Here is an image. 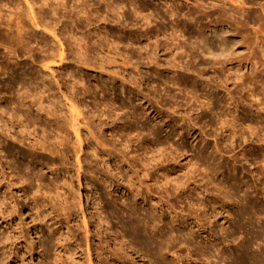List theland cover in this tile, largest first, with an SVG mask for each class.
Wrapping results in <instances>:
<instances>
[{
	"label": "rangeland",
	"instance_id": "374dc122",
	"mask_svg": "<svg viewBox=\"0 0 264 264\" xmlns=\"http://www.w3.org/2000/svg\"><path fill=\"white\" fill-rule=\"evenodd\" d=\"M46 2L0 0V126L51 141L73 103L95 136H0V264H264V0Z\"/></svg>",
	"mask_w": 264,
	"mask_h": 264
},
{
	"label": "bare ground",
	"instance_id": "6f19581e",
	"mask_svg": "<svg viewBox=\"0 0 264 264\" xmlns=\"http://www.w3.org/2000/svg\"><path fill=\"white\" fill-rule=\"evenodd\" d=\"M50 1V0H49ZM77 1H79V0H77ZM43 2H46V0H43ZM47 3V2H46ZM46 3H44V5H46ZM75 3V2H74ZM78 3V2H77ZM43 5V6H44ZM30 6V5H29ZM42 6V5H41ZM63 6H65V4L63 5ZM28 7V6H27ZM30 7H32V6H30ZM77 7V6H76ZM82 8V7H81ZM32 9H33V7H32ZM31 9V10H32ZM79 11H81V10H79ZM79 11H78V14H80L79 13ZM31 12V11H30ZM31 14H33L32 12H31ZM31 16V15H30ZM34 19V18H33ZM33 23H36V22H34L33 21ZM35 25V24H34ZM33 25V26H34ZM37 25V24H36ZM43 27V26H42ZM44 28L46 29L47 27H45L44 26ZM45 29H44V31H45ZM54 31V30H53ZM20 32V31H19ZM19 32H18V34H19ZM20 35V37H21V34H19ZM19 35L17 36V39H20V37H19ZM56 35V34H55ZM57 37V36H56ZM80 45V44H79ZM66 58L63 56V53L61 52L60 53V55H59V61L60 62H63L64 60H65ZM47 60V59H46ZM45 61V60H44ZM46 62V61H45ZM47 62H48V60H47ZM49 65V64H48ZM88 65H90V64H88ZM88 65H86V66H88ZM44 67L46 68V69H49V66H47V64L46 65H44ZM51 67V66H50ZM92 67V66H91ZM44 68V69H45ZM52 68V67H51ZM103 68V67H102ZM102 70V69H101ZM46 80V79H45ZM79 82V81H78ZM49 83V82H48ZM80 83V82H79ZM9 85V84H8ZM46 86V85H45ZM48 90H50V89H48ZM237 90V89H236ZM226 91V90H225ZM228 91V90H227ZM230 91V90H229ZM232 91H233V89H232ZM235 91V90H234ZM233 91V92H234ZM238 91V90H237ZM64 94V93H63ZM228 94V93H227ZM233 94V93H232ZM232 94H229V95H232ZM42 95V94H41ZM65 96V95H64ZM250 96H252V95H250ZM50 97V96H49ZM68 98V97H67ZM66 98V99H67ZM50 99V98H49ZM72 98H70V100H71ZM53 100H54V98H53ZM52 100V101H53ZM34 101V100H33ZM67 101H69L68 99H67ZM71 101H73V100H71ZM36 102H37V100H36ZM34 103V102H33ZM39 103V102H38ZM41 103V102H40ZM72 103V102H71ZM37 104V103H36ZM1 105V104H0ZM39 105V104H38ZM52 106H54V105H52ZM260 106V105H259ZM41 107V106H40ZM51 107V106H50ZM249 107V106H248ZM2 108V107H1ZM69 112H70V115H71V117H70V122L69 123H66V122H64V120L63 121H58L57 122V120L56 119H58V116L56 117V114L55 113H53V112H51V110L47 113L48 114V116L50 117H54V118H56L55 120H56V124H55V126H53V129H55L56 131H57V135H58V137H56L55 139H53V140H51V141H46L47 140V137L45 138L46 140H44L43 142H41L40 140H37V138L35 139V138H33V139H35L34 140V142L32 141V142H28V144H27V142L25 143V140H28V138L27 139H25V138H20V137H18V135L19 136H23V134H21V131L19 130V133L21 134H16V135H9L8 137L9 138H5V136H7L6 135V133H10V129H9V127H8V125L6 126V125H1L0 127H1V129H0V136L2 135L3 136V138H5V140H4V142H6V139H12V140H14V141H16L17 143H21L20 145H25V144H27V147L30 149H28V151H32L33 153H34V155H35V152L36 151H40V154L42 153V152H46V153H48L50 156L51 155H58V154H60L61 152L62 153H64L65 154V156H67V155H69V151H70V148L71 149H73V146H71V147H69V145H68V140H67V136H66V134H68V132H69V130L71 129V130H73V132H74V135L76 136V138H77V140H78V143H79V146H81L82 144V140H81V138H80V130H81V128H84V130L86 129H88V131H89V134L91 135V136H95L94 135V131H93V129L95 128H93L89 123L88 124H86V126H85V124L84 123H82L81 124V122H83V121H86V117L84 116V118L82 119V113L80 112V111H78L77 109V107L76 106H73V103L72 104H69ZM3 109V108H2ZM1 109V110H2ZM49 110V109H48ZM14 111V110H13ZM47 111V110H46ZM259 111V110H258ZM7 112V111H6ZM0 113H2V112H0ZM4 113V112H3ZM14 113V112H13ZM59 114H61V113H59ZM9 115H10V113H9ZM5 116H7V115H5ZM47 116V115H46ZM62 116V115H61ZM61 116L59 117V118H61ZM67 116V115H66ZM2 117V119L4 118L3 116H1ZM64 117V116H63ZM81 117V119H79ZM67 119V118H66ZM0 120H1V118H0ZM18 120V119H17ZM60 120H62V119H60ZM69 120V119H68ZM88 120V119H87ZM2 121H5V120H2ZM7 121H8V119H7ZM49 121V120H48ZM6 122V121H5ZM34 122V121H33ZM3 124H4V122H2ZM8 123V122H7ZM17 123V122H16ZM0 124H1V121H0ZM23 124V123H22ZM26 124V123H25ZM28 124V123H27ZM41 125V124H40ZM35 126V125H34ZM88 126V127H87ZM89 126H91V127H89ZM20 127V126H19ZM96 127H98V125L96 126ZM20 128H23V125L20 127ZM99 128V127H98ZM24 130V129H23ZM22 130V131H23ZM37 130V129H36ZM55 130H54V132H55ZM100 130V129H99ZM29 131V130H28ZM51 131V130H50ZM18 132V131H17ZM47 132V131H46ZM53 132V133H54ZM11 133H16V131H14V132H11ZM23 133V132H22ZM48 133H50V132H48ZM52 133V134H53ZM28 134V133H27ZM32 134V133H31ZM55 134V133H54ZM29 135V134H28ZM40 135V134H39ZM69 135V134H68ZM29 136H32V135H29ZM33 136H34V132H33ZM37 136H38V134H37ZM52 136V135H51ZM88 136V135H87ZM24 137V136H23ZM100 137V136H99ZM48 138H49V136H48ZM54 138V137H53ZM101 139H96V137H95V139L97 140V145L99 146L98 148H100V147H102V148H105L106 147V144L103 142L104 140H102V137H100ZM1 139V140H2ZM90 140V139H89ZM8 142H10V141H8ZM11 143V142H10ZM1 144V143H0ZM4 144V143H3ZM2 144V145H3ZM96 144V143H95ZM18 145V144H17ZM20 145H18L19 147H20ZM4 146V145H3ZM26 146V145H25ZM78 146V145H77ZM95 146V145H94ZM7 147V146H6ZM12 147V146H11ZM97 147V146H96ZM77 148V147H76ZM107 148V147H106ZM20 149V148H19ZM80 149V148H79ZM17 150V149H16ZM10 151V150H9ZM12 151V150H11ZM14 151H15V149H14ZM42 151V152H41ZM74 151V150H73ZM76 151V150H75ZM19 152V151H18ZM92 152L94 153V156L96 157L97 156V154L99 153L98 152V149H96V150H92ZM104 152V151H103ZM1 153H3V152H1ZM37 153V152H36ZM39 153V152H38ZM45 153V154H46ZM72 153V152H71ZM104 153H106V151L104 152ZM4 154V153H3ZM39 154V155H40ZM36 156V155H35ZM62 156H64V155H62ZM61 156V157H62ZM64 156V157H65ZM93 156V157H94ZM2 157V156H1ZM31 157V156H30ZM41 157H42V155H41ZM49 157V156H48ZM53 157V156H52ZM71 157H72V155H71ZM98 157V156H97ZM96 157V158H97ZM50 158V157H49ZM1 159V158H0ZM62 159V158H61ZM78 159V164H81L82 162H87V156L86 157H83V159L82 160H80V158H77ZM63 161V160H62ZM77 161V160H76ZM89 161H91L92 162V160L91 159H89ZM50 162V161H49ZM8 163V162H7ZM62 164H63V162H62ZM107 164V163H106ZM10 166V165H9ZM8 166V167H9ZM129 166V165H128ZM147 166H148V164H147ZM7 167V166H6ZM7 167V168H8ZM64 167V166H63ZM10 168V167H9ZM8 168V169H9ZM79 170L81 169V166H79V168H78ZM20 171V170H19ZM78 171V170H77ZM17 172V171H16ZM143 172H145L146 174V176L144 175V176H142V178H139V180L137 181V184L139 185V187L140 186H142L144 183H145V181H146V179H147V177H148V171L146 172V171H143ZM34 174V173H33ZM7 174H5V171H3V169H2V167H0V185L2 184V183H4L5 184V186H6V188L7 189H9L10 187H12L13 185H15V183H11L12 182V180H10V179H8V177L6 176ZM25 175V174H24ZM35 175V174H34ZM33 175V176H34ZM9 176V175H8ZM20 176V175H19ZM36 176V175H35ZM41 176V175H40ZM40 176H36L38 179H37V181L39 180V179H41V177ZM11 177V176H10ZM16 177V176H15ZM32 177L30 176V179H31ZM78 178V177H77ZM130 178V177H129ZM146 178V179H145ZM22 179V178H21ZM20 180V179H19ZM26 180V179H25ZM130 181V180H129ZM128 181V182H129ZM21 182H24V181H21ZM130 182H132V179H131V181ZM133 183H135V182H133ZM148 183V182H147ZM155 183H156V181H155ZM3 184V185H4ZM58 184V183H57ZM67 184V183H66ZM130 184H132V183H130ZM177 183H175V185H176ZM60 185V184H59ZM133 185V184H132ZM156 185V188L154 187L153 189H157L159 192H158V194L160 195V198L158 199V197H157V199H158V201H154V195H156V194H152V187L149 185V184H144L143 186V188H145V191H144V197L146 198H144L145 199V201L146 200H148V201H146L148 204H150V206H152L154 209H156V206H158L159 205V208L161 209L163 206H164V201L162 200V194H167L168 192H169V190H168V187H167V182H166V180L165 179H163V180H161V182L160 183H156L155 184ZM154 185V186H155ZM174 185V186H175ZM178 185V184H177ZM128 186V185H127ZM126 186V187H127ZM134 186V185H133ZM179 186V185H178ZM131 187V186H130ZM57 188V187H56ZM59 188V187H58ZM134 188V187H133ZM130 189V188H129ZM132 189V188H131ZM139 189V188H138ZM133 191V190H132ZM181 191H182V189H181ZM131 192V191H130ZM138 192V191H137ZM140 192H142V190L140 191ZM155 193H157V191L155 192ZM178 193V192H177ZM58 194V193H57ZM132 194H134V191H133V193H131V195ZM136 194V193H135ZM135 194H134V196H135ZM157 194V195H158ZM169 194V193H168ZM80 195V194H79ZM158 195V196H159ZM167 196V195H166ZM148 198V199H147ZM169 198V197H168ZM176 198V197H175ZM143 199V198H142ZM156 203V204H155ZM67 206V205H66ZM73 206H74V204H73ZM66 208V207H65ZM70 206H69V209H68V207H67V209L65 210L66 211V213H67V215L68 214H71L70 213V211H72V209L70 210ZM1 209V208H0ZM158 209V208H157ZM156 209V210H157ZM163 209V208H162ZM165 209V208H164ZM187 209V208H186ZM70 210V211H69ZM166 210V209H165ZM188 210H189V208H188ZM168 211V210H167ZM176 211V210H175ZM3 212V211H2ZM1 211H0V213H2ZM160 212V211H159ZM178 212V211H177ZM183 212H184V210H183ZM186 212V211H185ZM189 212V211H188ZM98 214V213H97ZM186 214V213H185ZM190 214V213H189ZM100 215V214H99ZM169 215H170V213H169ZM70 216V215H69ZM162 216H164V211L163 210H161V217ZM181 216V215H180ZM174 217V216H173ZM97 218L98 219H100L99 218V216H97ZM176 218V217H175ZM183 218V217H182ZM183 219H185V218H183ZM100 222H101V220H100ZM102 223V222H101ZM82 224H83V229H85L84 231H85V233L83 232L82 233V231H81V233H79V235L80 234H82V238H83V240L85 239L84 237L86 236V238H87V249H88V252H90V250H89V230L87 229V225H88V223H87V221H86V218L83 216V221H82ZM183 224V223H182ZM103 225H104V223H103ZM201 226V225H200ZM78 228V225H77V227H76V230H77V232H78V230L79 229H77ZM81 230V229H80ZM80 230H79V232H80ZM71 232H72V229L70 230ZM69 232V231H68ZM70 232V233H71ZM75 232V231H74ZM74 232H72V233H74ZM76 233V232H75ZM74 233V234H75ZM83 234H85V236L83 235ZM69 235H71V234H69ZM73 236H75V235H73ZM84 236V237H83ZM134 237H135V240L137 239V238H140V242H142L143 243V245L144 244H146L147 242V240H145L144 239V241H142V236L138 233V232H135L134 233V235H133ZM71 237H72V235H71ZM78 237V236H77ZM91 237V236H90ZM69 238L70 237H68V240H69ZM65 239H67V237H65L63 240H65ZM74 239V238H73ZM77 239H79V238H77ZM77 239H76V241H77ZM98 239V238H97ZM68 240H67V242H68ZM71 240V239H70ZM80 240V239H79ZM78 240V241H79ZM82 240V241H83ZM86 240V239H85ZM134 240V241H135ZM138 240V239H137ZM66 241V240H65ZM75 241V239H74V241L73 242H76ZM77 241V242H78ZM99 241V240H98ZM93 242V241H92ZM139 242V243H140ZM144 242H146V243H144ZM83 243H84V241H83ZM101 243V242H100ZM98 244V248L97 249H102V248H100V245H102V243L101 244ZM96 244V245H97ZM141 244V243H140ZM75 245V244H74ZM77 245H81V243L79 244V242H78V244ZM94 245H95V243H94ZM94 245H93V247H94ZM91 247V246H90ZM144 247H147V246H144ZM82 248V247H81ZM76 249H79V248H77L76 247ZM91 249V248H90ZM96 249V250H97ZM145 249V248H144ZM93 250H94V248H93ZM148 250V249H147ZM68 251V250H67ZM100 252L101 251H96V256L98 257V256H100L101 254H100ZM110 252V251H109ZM147 252V251H146ZM148 252H149V250H148ZM147 252V253H148ZM113 253V252H112ZM107 255H108V253H107ZM112 256V255H111ZM114 256H115V254L113 253V258H114ZM111 257V258H112ZM118 258V256H115V258ZM69 258V257H68ZM89 258V257H88ZM114 258V259H115ZM116 258V259H117ZM119 259H120V257H119ZM70 260H73V259H71L70 258ZM98 260V259H97ZM100 260V259H99ZM102 260V259H101ZM105 260H107V259H105ZM88 261H89V259H88ZM119 261V260H118ZM72 262H74V261H72ZM120 262H121V260H120ZM100 263V262H99ZM102 263V262H101ZM106 263H107V261H106ZM94 264V263H93Z\"/></svg>",
	"mask_w": 264,
	"mask_h": 264
}]
</instances>
